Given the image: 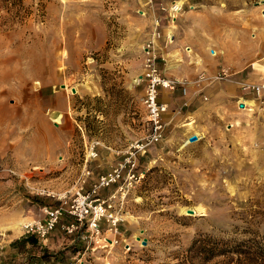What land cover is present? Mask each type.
<instances>
[{
    "label": "rangeland",
    "instance_id": "obj_1",
    "mask_svg": "<svg viewBox=\"0 0 264 264\" xmlns=\"http://www.w3.org/2000/svg\"><path fill=\"white\" fill-rule=\"evenodd\" d=\"M257 1L248 0L253 14L237 17L261 16ZM12 10L0 7V264L43 255L44 264H264V92L241 90L264 84L256 68L264 58L234 76L238 97L227 89L196 142L183 133L150 146L130 190H120L122 180L100 192L116 195L115 247L103 245L114 238L104 223L99 236L84 227L74 235L58 227L46 239L24 234L47 219L46 208L89 192L135 141H146L137 86L144 44L156 19L171 21L149 0H25L18 15ZM215 76L202 85L231 83ZM21 239L29 240L24 251L12 245Z\"/></svg>",
    "mask_w": 264,
    "mask_h": 264
},
{
    "label": "crops",
    "instance_id": "obj_2",
    "mask_svg": "<svg viewBox=\"0 0 264 264\" xmlns=\"http://www.w3.org/2000/svg\"><path fill=\"white\" fill-rule=\"evenodd\" d=\"M190 1L197 8L185 11L175 23L162 24L163 37L157 44L163 74L181 82L176 91L163 90L161 94L168 104V112L164 115L168 132L164 139L166 146L176 142L180 134H187L183 140L199 135L216 111H221V103L229 100L228 88H234L231 96L238 97L234 76L238 78L264 58V4L257 7L262 10L261 16L245 22L243 16L237 17L236 14L254 13L248 6V0ZM169 35L174 37L172 43L167 39ZM188 47L191 52L186 51ZM256 68L264 72L263 63L257 64ZM226 69L232 74L227 79L231 83L199 85L196 82L200 73L211 76ZM253 74L249 81L257 78ZM70 220L66 217L64 222Z\"/></svg>",
    "mask_w": 264,
    "mask_h": 264
},
{
    "label": "built area",
    "instance_id": "obj_3",
    "mask_svg": "<svg viewBox=\"0 0 264 264\" xmlns=\"http://www.w3.org/2000/svg\"><path fill=\"white\" fill-rule=\"evenodd\" d=\"M158 1L160 10L168 14L171 23H175V20L185 13L186 8L189 11L197 8L196 4L190 0H174L170 3H165L164 0H149L150 4ZM260 1H257V5ZM142 14H144L143 11ZM161 27V20L156 19L155 32L144 44V74L137 81V86L143 85V104L147 112V121L151 128L146 141H135L130 147L129 156L123 160V163L119 164L111 172L99 175L97 184L89 192L84 191L82 188L76 191L69 201L61 202L59 207L46 208L47 219L44 222L25 226L23 230L25 235L36 234L41 239H46L58 227L66 235L80 233L84 227L92 235L99 236L102 233L101 225L104 223L109 228L108 231L112 232L114 238H103V245L115 247L119 244L121 233L118 225L121 220L113 211L112 205V200L116 195L105 198L100 195V192L115 187L122 180L124 183L120 190H130L133 183L140 179V174L137 172L139 154L146 153L150 146L162 142L167 134V124L164 122V115L168 112V104L162 99V91L174 92L181 85L179 80L166 77L160 67L161 55L157 44L163 37ZM167 39L172 43L174 37L169 35ZM186 51L191 52V49L188 47ZM213 53L215 55V52ZM231 76L230 70L226 69L217 74L215 79L227 81ZM197 78L199 85L207 81V78L202 73ZM241 90L246 94L255 93L260 96L264 92V84L257 86L243 84ZM97 155L96 147L93 146L90 151V157L95 159ZM66 217L71 218L70 222H64ZM79 262V264H85L83 261Z\"/></svg>",
    "mask_w": 264,
    "mask_h": 264
},
{
    "label": "trees",
    "instance_id": "obj_4",
    "mask_svg": "<svg viewBox=\"0 0 264 264\" xmlns=\"http://www.w3.org/2000/svg\"><path fill=\"white\" fill-rule=\"evenodd\" d=\"M24 1L25 0H0V7L8 9V13L13 11L12 9L14 8L15 10H17L16 15H18L19 14L18 7L22 6ZM9 6L10 7L12 6L11 7L12 9H9ZM28 237H33V238L35 237L36 238L37 235L34 234V235H31V236H28ZM28 242H29V240H27V239H21V240H18L17 242H15V243H13L12 245L14 247H18L19 251H24L27 248L26 247V243H28ZM207 253H208V257H206V260L214 259V257L216 256L214 253H212L211 250H207ZM7 259L13 260L12 258H7ZM7 259L2 261V264H8L9 262H7ZM44 262H50V260L48 259V257L46 255L41 256L39 259H35V260L33 259L32 260L33 264H37V263L44 264Z\"/></svg>",
    "mask_w": 264,
    "mask_h": 264
},
{
    "label": "water",
    "instance_id": "obj_5",
    "mask_svg": "<svg viewBox=\"0 0 264 264\" xmlns=\"http://www.w3.org/2000/svg\"><path fill=\"white\" fill-rule=\"evenodd\" d=\"M241 108H243V105H241ZM198 139V137H197V135H195V136H192V137H190L189 138V141L190 142H196V140ZM191 212V211H190ZM192 213V212H191Z\"/></svg>",
    "mask_w": 264,
    "mask_h": 264
},
{
    "label": "bare ground",
    "instance_id": "obj_6",
    "mask_svg": "<svg viewBox=\"0 0 264 264\" xmlns=\"http://www.w3.org/2000/svg\"><path fill=\"white\" fill-rule=\"evenodd\" d=\"M261 1H262V0H261ZM261 1H260V2H258V4H259V5H257V7L261 5Z\"/></svg>",
    "mask_w": 264,
    "mask_h": 264
}]
</instances>
